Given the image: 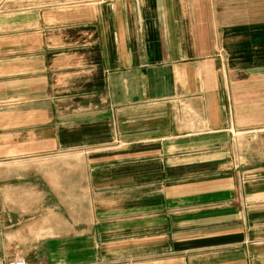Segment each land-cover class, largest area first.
<instances>
[{"label": "crops", "instance_id": "obj_1", "mask_svg": "<svg viewBox=\"0 0 264 264\" xmlns=\"http://www.w3.org/2000/svg\"><path fill=\"white\" fill-rule=\"evenodd\" d=\"M264 264V0L0 11V264Z\"/></svg>", "mask_w": 264, "mask_h": 264}, {"label": "rangeland", "instance_id": "obj_2", "mask_svg": "<svg viewBox=\"0 0 264 264\" xmlns=\"http://www.w3.org/2000/svg\"><path fill=\"white\" fill-rule=\"evenodd\" d=\"M61 1H69V0H0V11H4V9H14L22 5L35 4V5H43L46 3H58Z\"/></svg>", "mask_w": 264, "mask_h": 264}, {"label": "built area", "instance_id": "obj_3", "mask_svg": "<svg viewBox=\"0 0 264 264\" xmlns=\"http://www.w3.org/2000/svg\"><path fill=\"white\" fill-rule=\"evenodd\" d=\"M7 264H27L26 260L22 257L13 258L7 262Z\"/></svg>", "mask_w": 264, "mask_h": 264}]
</instances>
